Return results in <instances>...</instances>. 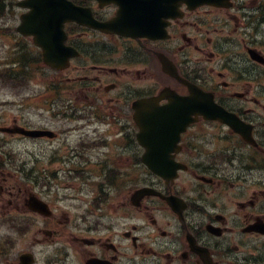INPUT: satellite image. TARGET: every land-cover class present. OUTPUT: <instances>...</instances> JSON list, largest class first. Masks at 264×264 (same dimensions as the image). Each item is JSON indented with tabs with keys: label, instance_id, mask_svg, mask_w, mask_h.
<instances>
[{
	"label": "flooded vegetation",
	"instance_id": "af4514ba",
	"mask_svg": "<svg viewBox=\"0 0 264 264\" xmlns=\"http://www.w3.org/2000/svg\"><path fill=\"white\" fill-rule=\"evenodd\" d=\"M250 2L60 5L81 18L47 51L69 64H46L45 110L48 126L72 123L40 138L69 147L28 170L50 207L23 210L30 264H264V39ZM0 187L17 210L34 192Z\"/></svg>",
	"mask_w": 264,
	"mask_h": 264
},
{
	"label": "rangeland",
	"instance_id": "374dc122",
	"mask_svg": "<svg viewBox=\"0 0 264 264\" xmlns=\"http://www.w3.org/2000/svg\"><path fill=\"white\" fill-rule=\"evenodd\" d=\"M18 21L19 19L17 17H10L7 15L4 17L0 16V27H13ZM0 40V50L4 47V53H0V55L10 57V53L13 51V46L11 44L12 40L10 38H2ZM44 72L45 70L42 63L34 65L31 68L30 74H32L31 77L35 80L32 81L30 85L17 90L13 89L9 81L5 83L4 81L0 82V124H11L13 123V118L15 121L16 118L19 119V117L22 116V113H20L19 109L14 104L6 102L15 99L20 93L25 95L39 92V95L35 97V102L28 111L24 113L26 115L24 116L31 124L32 122L36 123L38 120L44 121L42 109L39 107L42 102V88H44L45 85L42 84V77L45 75ZM36 117L38 120H34ZM22 121L21 119V122ZM4 137L6 138L4 139ZM48 148L53 147L51 145L45 146L42 143H33L32 140L19 142L17 139L0 133V157L7 161L6 169L4 167L0 168L2 171H0V184L6 188H15L14 192H18L21 187H23L25 191L33 189L30 186L31 181L28 182L26 173L30 167H35L39 170L44 169L45 155L51 154ZM36 159L39 160L35 162L34 160ZM10 172L13 174H10ZM27 197L28 196H26L25 199H27ZM10 198L11 195L8 191H6L3 196L0 195V216L12 213V215L8 217L10 222H5L0 219V264H16L19 261V256L23 252L28 251L30 246V238L27 234L29 225L27 219L30 217V214L23 212V210L27 208L25 199L22 204H20V209L17 210L14 204L8 203ZM15 214L17 216H15ZM42 226V224H39L36 225V228ZM35 232L36 231H33V233Z\"/></svg>",
	"mask_w": 264,
	"mask_h": 264
},
{
	"label": "water",
	"instance_id": "95a60500",
	"mask_svg": "<svg viewBox=\"0 0 264 264\" xmlns=\"http://www.w3.org/2000/svg\"><path fill=\"white\" fill-rule=\"evenodd\" d=\"M45 1V0H42ZM205 0H195L194 2L197 3H202ZM49 2L51 3L52 7L57 10V11H61V7L60 5L62 3H65L64 0H49ZM52 11H54L52 9ZM54 13V12H53ZM52 12H48L46 13H37V14H28L22 17V24L19 27L20 31L23 32L24 34H33L34 35V39L35 42L39 45H41L42 47H44L45 45H49L51 41L47 40V36L45 35V32H42L43 29H45V27L47 26V21L52 20ZM56 42V41H55ZM54 42V43H55ZM45 204L39 200H35L32 199L30 200V207L34 210L40 211L42 213L45 212ZM27 259L26 255L22 256V264H25Z\"/></svg>",
	"mask_w": 264,
	"mask_h": 264
}]
</instances>
